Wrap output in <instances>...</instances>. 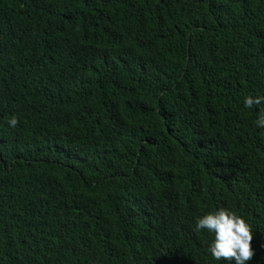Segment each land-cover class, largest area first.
Segmentation results:
<instances>
[{
  "label": "trees",
  "instance_id": "trees-1",
  "mask_svg": "<svg viewBox=\"0 0 264 264\" xmlns=\"http://www.w3.org/2000/svg\"><path fill=\"white\" fill-rule=\"evenodd\" d=\"M264 0H0V264H264ZM16 117L15 127L7 120Z\"/></svg>",
  "mask_w": 264,
  "mask_h": 264
},
{
  "label": "clouds",
  "instance_id": "clouds-1",
  "mask_svg": "<svg viewBox=\"0 0 264 264\" xmlns=\"http://www.w3.org/2000/svg\"><path fill=\"white\" fill-rule=\"evenodd\" d=\"M264 105V96H246L243 106L252 109L253 106ZM17 119L13 116L7 120L10 128L15 127ZM255 125L264 128V111L257 113ZM194 230H206L212 234V240L207 251L215 261L224 260L229 264H247L254 252L251 248L252 230L250 224L241 215L227 208H219L198 217Z\"/></svg>",
  "mask_w": 264,
  "mask_h": 264
}]
</instances>
